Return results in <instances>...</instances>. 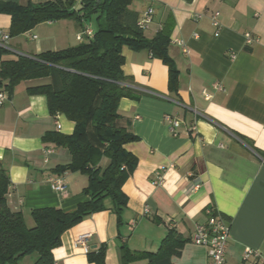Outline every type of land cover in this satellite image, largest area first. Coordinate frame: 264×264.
Here are the masks:
<instances>
[{
    "label": "crops",
    "instance_id": "1",
    "mask_svg": "<svg viewBox=\"0 0 264 264\" xmlns=\"http://www.w3.org/2000/svg\"><path fill=\"white\" fill-rule=\"evenodd\" d=\"M148 8L153 15L144 31L147 38L171 25L168 55L178 72L177 90L169 92L167 67L159 59L122 48L123 74L141 93L118 103L121 125L136 137L125 145L137 159L122 186L127 205L118 220L107 201L105 210L67 230L52 251L54 264H91L74 245L83 234H91L88 253L103 248L105 264H120L122 246L155 253L169 230L184 241L171 264H212L207 248L191 241L196 225L206 224L207 212L229 226L224 264H264V0H133L128 7L137 21ZM9 24L10 17L0 15V34H7ZM83 27L70 19L39 24L9 38L3 60L76 46L86 41L78 40ZM245 33L258 42L246 45ZM45 82L25 81L12 94L4 91L7 100L0 107L6 204L23 215L26 225L34 209L70 213L88 200L84 175L56 171L70 162L68 151L44 139L50 133L71 135L75 124L60 113L51 116L46 97L26 91ZM166 116L178 121L175 134ZM47 146L54 153L46 163ZM51 178L63 180L64 190L54 192ZM246 250L252 253L245 259ZM27 257L22 264H32V256Z\"/></svg>",
    "mask_w": 264,
    "mask_h": 264
},
{
    "label": "trees",
    "instance_id": "2",
    "mask_svg": "<svg viewBox=\"0 0 264 264\" xmlns=\"http://www.w3.org/2000/svg\"><path fill=\"white\" fill-rule=\"evenodd\" d=\"M133 0H48L20 3L0 0V15L10 17L9 38L31 31L45 22L73 20L83 28L95 20L96 27L86 41L58 51L37 55H9L0 46V91L12 94L21 82H47L28 88V94L44 95L49 114L64 115L73 122L71 135L50 133L45 140L70 155V162L57 172H78L87 178L81 202L70 213L59 208L31 211L32 227L21 213L11 212L6 204L9 187L7 172L0 166V264H19L27 256L36 255L32 264H54L52 251L61 243L62 235L87 216L106 209L120 219L127 205L122 186L130 177L137 159L125 149L136 140L122 124L118 103L122 98L138 99L140 92L130 88L131 79L123 74L122 48L147 51L159 59L168 71V90H177L178 72L168 55L171 25H164L151 39L137 26V14L128 9ZM90 29V28H89ZM184 241L169 230L155 253L120 248V264L146 261L148 264H171L179 255ZM91 264H105L104 250L87 253Z\"/></svg>",
    "mask_w": 264,
    "mask_h": 264
},
{
    "label": "built area",
    "instance_id": "3",
    "mask_svg": "<svg viewBox=\"0 0 264 264\" xmlns=\"http://www.w3.org/2000/svg\"><path fill=\"white\" fill-rule=\"evenodd\" d=\"M77 2L79 0H76ZM152 9L148 8L142 15V18L138 21L137 26L142 31H145L149 28V25L152 22ZM218 14L215 13L213 17V25L217 26L215 18ZM91 30L87 27L85 30L79 34L78 40H83V37L90 36ZM9 41L8 34L1 33L0 34V46L6 47ZM245 44L251 46L254 43L258 42V38L254 37L251 33L244 34ZM177 45L182 46V42L179 40L174 41ZM185 52H187L185 50ZM234 58V57H232ZM206 99H209V96L204 93ZM7 97L5 92L0 91V107L6 102ZM165 121L169 124L170 131L175 134V129L178 127V121L173 120L170 116L165 117ZM61 126L59 123H56V129L60 130ZM54 153V147L47 146L43 150L44 161L47 163L49 161L50 156ZM50 188L54 192H61L64 190V182L63 180L49 179L48 180ZM209 217L207 219L206 224L196 225L195 230L192 234L191 241L198 246H204L208 250V255L212 260V264H224L225 262V254L227 248V241L229 235V226L217 216H213L210 212H207ZM91 234H83L76 238L74 245L80 249H82L85 253H88V245ZM252 252L250 250H246L244 258L246 259Z\"/></svg>",
    "mask_w": 264,
    "mask_h": 264
},
{
    "label": "rangeland",
    "instance_id": "4",
    "mask_svg": "<svg viewBox=\"0 0 264 264\" xmlns=\"http://www.w3.org/2000/svg\"><path fill=\"white\" fill-rule=\"evenodd\" d=\"M141 4L143 5L144 3L141 2ZM86 25L88 26V28L94 30L95 27H96V24H95V20H94V18L92 17V19H90V20L86 23ZM20 40H21V42H23V40L25 41L24 38H22V39H20ZM27 226H28V227H32V226H33V223H32V222H31V223L28 222ZM35 257H36V255H33L31 258L35 259ZM27 258H28V257H27ZM29 258H30V257H29ZM33 261H34V260H33ZM22 262H23V261L21 260V261L19 262V264H22Z\"/></svg>",
    "mask_w": 264,
    "mask_h": 264
}]
</instances>
